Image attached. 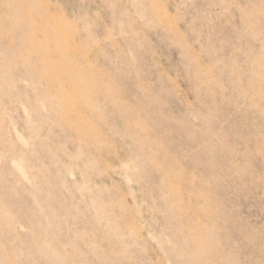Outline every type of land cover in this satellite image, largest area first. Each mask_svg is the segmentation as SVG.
<instances>
[{
    "label": "rangeland",
    "instance_id": "1",
    "mask_svg": "<svg viewBox=\"0 0 264 264\" xmlns=\"http://www.w3.org/2000/svg\"><path fill=\"white\" fill-rule=\"evenodd\" d=\"M0 264H264V0H0Z\"/></svg>",
    "mask_w": 264,
    "mask_h": 264
}]
</instances>
